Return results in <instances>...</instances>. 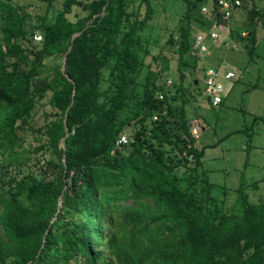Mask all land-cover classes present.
<instances>
[{
    "label": "trees",
    "instance_id": "16d2710c",
    "mask_svg": "<svg viewBox=\"0 0 264 264\" xmlns=\"http://www.w3.org/2000/svg\"><path fill=\"white\" fill-rule=\"evenodd\" d=\"M46 1L33 22L27 4L0 0V264H264V198L246 193L258 182L241 181L226 209L187 116L184 68L200 67L189 54L197 2L185 0L187 24L167 39L178 82L149 70L136 93L150 0L132 10L128 0H62L52 21L55 0ZM241 3L245 18L234 25L233 16L230 29L238 49L216 44L212 63L255 54L264 10ZM208 4L221 20L217 1ZM204 19L199 32L211 25ZM42 101L52 111L34 127Z\"/></svg>",
    "mask_w": 264,
    "mask_h": 264
},
{
    "label": "rangeland",
    "instance_id": "374dc122",
    "mask_svg": "<svg viewBox=\"0 0 264 264\" xmlns=\"http://www.w3.org/2000/svg\"><path fill=\"white\" fill-rule=\"evenodd\" d=\"M14 1L27 4V12L33 22L43 15L47 3L46 0ZM61 1L55 0L48 10L49 21L53 20ZM128 1L129 10L139 5V0ZM189 1L197 2L188 17L195 34L201 29L204 19L201 8L209 6L210 0ZM150 3L154 15L142 31L148 54L137 77L136 93H141L149 70L156 74L161 71L165 81L170 80L172 85L179 80L176 48L168 44L167 39L170 34L178 37L179 30L187 24V3L185 0H150ZM254 6L264 10V0H254ZM140 11L144 13V6ZM244 14L242 9H237L233 24L239 25L245 18ZM256 37V50L252 58L245 50L230 54L228 59L225 57L226 65L235 77L224 81L226 92L223 103L218 106L212 107L204 98L201 69L191 66L184 68V85L189 87L191 93L186 111L190 124L197 128L196 145L199 149L204 148L202 167L213 184L212 194L223 199L226 209L234 204L237 197L235 190L241 181L245 185L258 182V188L246 189L249 199L264 198V24H258ZM194 78L198 79L195 80L198 81L196 87L189 86ZM106 87L107 82H103L102 89ZM51 111L50 106L42 101L35 108L32 125H43L46 114ZM131 131V127L127 129L128 134ZM21 134L25 137L24 147L34 153L37 142L33 140L31 130ZM34 155L37 157L38 153ZM29 164L36 173L40 172L38 163L33 164L32 161ZM182 171L183 168L179 172Z\"/></svg>",
    "mask_w": 264,
    "mask_h": 264
},
{
    "label": "built area",
    "instance_id": "2783aa9c",
    "mask_svg": "<svg viewBox=\"0 0 264 264\" xmlns=\"http://www.w3.org/2000/svg\"><path fill=\"white\" fill-rule=\"evenodd\" d=\"M217 11L220 13V18H216V14L211 15L208 7L203 6L201 12L203 16L211 22L207 31H200L195 35L194 41L190 48L189 54L199 61V69L202 72L204 82L203 95L205 100L213 107L218 106L224 98L226 89L224 81H228L235 77L232 70L226 65V58L219 63H212L214 46L222 44L228 51H236L238 44L230 37L231 20L235 11L241 6V0H216ZM245 35V32H242ZM35 39H40L36 36ZM171 81H167L166 86H170ZM158 98L162 99L163 94L158 92ZM196 126L192 127V134L196 136ZM126 136H121L117 144L125 143Z\"/></svg>",
    "mask_w": 264,
    "mask_h": 264
},
{
    "label": "water",
    "instance_id": "95a60500",
    "mask_svg": "<svg viewBox=\"0 0 264 264\" xmlns=\"http://www.w3.org/2000/svg\"><path fill=\"white\" fill-rule=\"evenodd\" d=\"M195 83H197V81H195ZM173 90H175V88H173Z\"/></svg>",
    "mask_w": 264,
    "mask_h": 264
}]
</instances>
